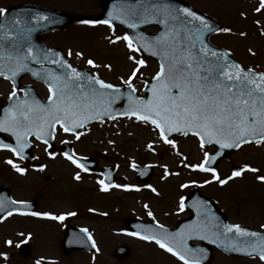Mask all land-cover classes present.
<instances>
[{"label":"rangeland","instance_id":"obj_1","mask_svg":"<svg viewBox=\"0 0 264 264\" xmlns=\"http://www.w3.org/2000/svg\"><path fill=\"white\" fill-rule=\"evenodd\" d=\"M37 1L67 13L90 15L99 12L102 0ZM182 1L217 19L221 29H230L212 37V44L230 51L244 68L264 73V11H255L259 0ZM89 25L92 24L71 26L48 36L46 43L67 54L74 65L90 69L100 79L115 86H126L122 81L136 67L127 59L129 55L143 60L144 64L133 80V87L141 95L143 85L158 70L157 64L142 58L138 52H129L124 41L116 39L125 34L115 26ZM110 40H116V43H109ZM88 60H92L95 67L89 66ZM7 91L6 84L0 82V99ZM79 133L83 135L76 140L70 134L57 132L54 155L44 158L43 167L38 171L22 167L23 175L5 163L11 160L15 164V159L0 152V187L6 186L15 201L39 202V215L48 213L64 217L63 220H51L44 216L26 219L12 216L1 222L0 264H182L158 245L127 234L123 221L132 217L172 228L177 220L188 216L184 209L180 210L179 203L192 188H198L202 195L217 201V207L233 225L259 232L264 229L261 227L264 225V182L257 179L264 176V142L245 145L218 164L215 170L218 178L227 180L226 184L220 185L213 180L212 174L192 170V165L204 161L205 152H212L211 147L201 149L193 138H170L177 145L172 149L159 141L151 125L139 123L135 118L98 122ZM62 141L70 144L74 155L92 158L99 167L113 170L114 184L118 187L101 192L96 183L101 176L97 172H81L65 160L59 152ZM149 144L152 150H149ZM132 165L151 166L152 176L138 183ZM245 166L257 171H245L240 177L228 180L235 169ZM165 170L176 175L164 176ZM77 173L79 180L73 178ZM206 180L211 182L205 183ZM67 226L85 229L95 251H76L64 257L59 241ZM23 242L29 248L26 256L17 249ZM120 245L130 249L125 259L114 256L115 248ZM227 256L215 252L208 264H264L258 258Z\"/></svg>","mask_w":264,"mask_h":264},{"label":"snow or ice","instance_id":"obj_2","mask_svg":"<svg viewBox=\"0 0 264 264\" xmlns=\"http://www.w3.org/2000/svg\"><path fill=\"white\" fill-rule=\"evenodd\" d=\"M255 11H264V0H259ZM145 14L143 22H148V14H154L158 17L156 23L164 28V31L155 37L154 44L134 47L133 41L128 36L116 39H122L131 53H136L139 47H143L146 51L150 50L152 55H158L159 67L151 78L150 87L142 89L147 93V99L138 98L134 95L137 90L133 87V80L137 77L144 61L135 59L133 55L127 57L136 67H133L127 79L122 81L129 93L123 97L126 104L121 114L130 119L134 117L139 123L151 125L158 134L159 141L172 149L177 148L176 143L169 138L173 133L184 136L191 134L197 139L201 149L206 143L218 145L221 149H238L244 144L260 145L264 142V74L254 73L252 69L242 70L238 64L229 62L226 53L213 50L204 43L205 33L219 31L227 33L230 29L213 28L206 18L186 7L179 9L167 6L154 7L151 11L145 8ZM4 15L5 11L0 9V17ZM116 18L110 14V19ZM84 23L89 22L84 21ZM100 23L106 24L109 28L112 27L108 20L100 21ZM121 23L124 21L122 20ZM128 26L135 29L137 25L129 23ZM240 35L243 36L244 33ZM109 43L115 44L116 40H110ZM76 55L79 57L80 53ZM47 56L48 54H45V59ZM0 59H3V56H0ZM8 60L15 66L9 67L11 77L5 75L3 66H0V76H3L5 80H10L20 71H31L26 61L39 62L32 49L27 50V55L9 56ZM52 62L62 63V67L67 69V72L59 76L51 72L47 73L46 80L49 81L47 105H41L36 100L31 102L17 100L11 108L4 110V116L0 118V132H9L16 140L15 147L0 144V148H5L13 156H22L23 149L27 147L28 136L34 135L36 140L47 144L48 138L56 130L57 125L60 130L70 133L79 140L83 133L75 129L83 128L91 121H99L103 124L102 117L105 116L109 120L115 119L111 106L121 99L119 88L104 83L94 76L85 77L67 63L61 62L59 58ZM87 64L95 67L92 60H88ZM105 67L108 66L105 65ZM32 75L37 76L38 73L32 71ZM16 91L13 88L8 97L9 100L15 97ZM148 148L152 150V145L149 144ZM45 151L47 152V148ZM177 155H179L178 152ZM64 159L81 172L85 170L74 154L65 153ZM208 159L209 156L205 152L204 161L198 165H192V170L211 171L213 180L220 185L226 184L227 180L219 179L216 172L207 166ZM5 163L20 175L24 174V170L17 167L11 160H6ZM185 167L189 166L185 165ZM245 171L256 172L257 169L242 167L233 171L228 180L240 177ZM168 175H176V173L165 170L164 176ZM73 178L79 180V173ZM257 179L264 182V176H258ZM210 182L205 181V183ZM96 183L100 186L101 192L118 187L115 184H105L103 180H98ZM181 187H187V185H181ZM11 203L16 204L17 201H11ZM179 207L183 211V198L180 200ZM0 208H3V204H0ZM11 214V212L8 213V215ZM197 214L203 216L207 223L194 221L188 229L187 236L184 233H164L163 238L138 233L130 235H136L140 240L154 241L159 248L170 253L182 264H200V254L203 253V249L188 248L185 239L194 235L197 239H209L212 242L210 237L217 234L212 233L208 226L212 224L209 218L210 209L206 205H201L197 208ZM43 215L51 220L64 219L63 216L57 217L48 213ZM148 215L151 217L152 213L149 212ZM212 226L216 227V225ZM261 227L264 228V225ZM223 228L224 233L234 232L237 236L257 237V233L244 231L236 225H223ZM259 240V243L250 245L252 252L247 254H258L260 261L264 262V237H260ZM235 250L239 251V249Z\"/></svg>","mask_w":264,"mask_h":264},{"label":"water","instance_id":"obj_3","mask_svg":"<svg viewBox=\"0 0 264 264\" xmlns=\"http://www.w3.org/2000/svg\"><path fill=\"white\" fill-rule=\"evenodd\" d=\"M163 6H167L169 8H174V9L186 7L189 10L195 12L196 14L206 18L213 28L220 29V26L216 20L207 16L206 14L193 10L189 5L181 2L180 0H105L102 3L101 13L96 16L88 17L87 19L91 22H97V23H100V21L108 20L109 23L118 25L125 31L126 35L133 41L134 47H138V45H142V44H154L155 37L159 36L164 31L163 26L156 23L158 17L154 14H148V22H143V17L146 15L145 8H148L151 11V9H153L154 7H163ZM16 11L23 13V19L21 22L18 23V25L15 26L6 25L4 22H0L1 24L0 32L1 31L3 32L0 35V37H2L0 38V56H3V59H0V66H3L4 74L11 77V72L9 71V67H14L15 65L14 63L8 60V57L21 55L23 53H27L28 49H32L34 55L36 56L39 62L32 63L31 60L26 61L27 67L31 71H20L15 77H12L9 81L12 84L17 85L18 80L20 79V74L27 73L30 75V78L32 80L42 82L47 86V83L49 82L46 80V76L48 72H51L58 76L67 72V69H64L62 67V63H54L52 61H56L57 58H59L61 62L68 64L67 57H65L56 48H51L49 50H46L43 43L40 40H38L37 43L31 46L30 43L22 41L21 38L24 36V31H26L27 29H32L35 33V37H40L42 34H45L47 32L56 31L58 29L64 28L73 22L74 17L39 7L29 11L26 9H21ZM110 14L116 16L117 18L110 19ZM41 17H43V19H41ZM122 20L124 21V23H121ZM129 23L136 24L137 25L136 28L135 29L130 28L128 26ZM149 26L156 27L158 31L154 34H148L144 32L143 28ZM216 33L218 32L205 33L204 43L213 50H216L220 53H226L229 62L233 64H238L229 52L214 46L210 42V37ZM141 37L143 39H141ZM138 51L142 54L144 58L147 59L151 58L155 60L159 65L160 58L158 55L157 56L152 55L150 50L146 51L143 47H139ZM45 54H48L47 59H45ZM29 63H32V66L29 65ZM74 69L82 73L85 77L94 76L97 79V77L88 70H78L77 68ZM241 69L245 71L247 70L243 68ZM32 71H36L38 75L33 76ZM0 77L3 78V76ZM150 84L151 81L146 83L144 88L150 87ZM93 86L95 87V85ZM116 88H119L121 91V99H119L115 104L111 106L112 115L115 118L126 117L121 113L124 111L126 104V100L123 97L129 93V90L127 89V87H116ZM142 94H143L142 99H147V93L142 91ZM134 95L136 96L135 93ZM15 103L16 100L14 99L9 100L7 105L3 109H1L0 118H3L4 110L6 108H11L12 105ZM47 103L48 102L44 103V105H47ZM102 119H108V118L105 116L102 117ZM92 122L95 121L88 122L87 124H90ZM79 129L81 128L75 129V131ZM176 134L178 133H173L171 134V136H174ZM0 135L1 137L4 135H8L13 140V143H9L7 141H4V139L0 137V144L7 145L9 147L16 146V140L9 132H0ZM28 137L26 138V143L28 141ZM47 144L52 145V135L48 138ZM210 145H213L215 148L214 153L208 155L209 159L206 162L207 166L210 169H213L218 161L226 158L230 153H232L237 149V148L221 149L219 148L218 145L207 144V143L205 144V146H210ZM27 147L23 149L22 156H16V157L25 159L26 157L25 152L28 149ZM62 148H63V154L67 153L69 155H72L71 148L68 145L63 144ZM77 160L79 163H81L84 166V168H87L88 162L86 160L80 158H77ZM94 167L95 165L89 166L88 170H92ZM136 168L138 169L139 172L138 178L140 181H144L148 179L149 176L151 175L152 170L150 167H145L143 169L138 167ZM102 173L104 174V182L111 184L112 183L111 172L108 170H102ZM184 201H185L184 207L188 209V211L190 212V218L183 222H178L176 224V228L172 231L166 230L161 227H157V225L155 224L143 223L141 221H134V220H127L125 222V225L132 233H138L139 235H153L163 238L164 233H169V234L184 233L185 236H187L188 229L191 225H193L194 221L198 223L204 221L205 223H207V221L203 216L197 214V208H200L201 205H206L207 208L210 209L209 218L212 220V224L208 226L211 228L212 233H216L217 235L210 237L212 242H210L209 239H205V240L197 239L194 235L191 236V238L185 239V244L187 245L188 248L203 249V253L200 254V264H205L209 260L211 255V247H214L215 250L225 251L230 255L238 256V257L258 256V254L255 253L251 255L247 253L252 252V249L250 247L252 243H259L260 242L259 238L264 237V231L263 233L255 232L257 233V237L237 236L234 232L224 233L223 225H229V224L226 222L224 216L219 211L216 210L214 204L210 202L209 199L201 196L199 191L193 190L190 192L188 198L185 199ZM3 203L4 205L9 206L8 208L10 209V211L22 210L20 204L18 205L11 203L9 192L5 188H0V204ZM6 213H8V211L4 212L3 214ZM212 225H216V227H213ZM242 230L254 232L246 229H242ZM75 240H78V242H80V245L78 246L76 245L75 247H72V242ZM192 240H197L201 242L203 245L193 247L190 245V241ZM61 245L66 255L71 253L73 250L79 248L81 249L90 248V250L92 249L86 233L84 231L73 228H68L66 230ZM235 249H239V251ZM116 255L119 258H124L126 256L123 253V249L117 250Z\"/></svg>","mask_w":264,"mask_h":264},{"label":"flooded vegetation","instance_id":"obj_4","mask_svg":"<svg viewBox=\"0 0 264 264\" xmlns=\"http://www.w3.org/2000/svg\"><path fill=\"white\" fill-rule=\"evenodd\" d=\"M23 4H40V3L37 0H0V9H3L4 11H6L10 8L21 6ZM41 5L48 6L46 4H41ZM22 81L24 84L25 83L27 84L29 80H28V78L24 77L22 79ZM36 90L42 98H46L48 96V91L42 85H39L38 89H36ZM18 95H21V93H18ZM0 100H3V102H4L5 96H3ZM38 147H39V145L36 142H33L32 152L35 153L36 158L32 162L24 163L25 168H28V169L33 170V171H38V170L42 169L43 165L40 162H38V158H37L38 157L37 156ZM42 148H44V147H42ZM45 153H46V151H45Z\"/></svg>","mask_w":264,"mask_h":264}]
</instances>
